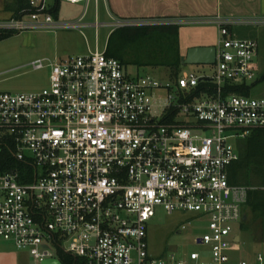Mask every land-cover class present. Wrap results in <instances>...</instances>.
Here are the masks:
<instances>
[{"label": "built area", "instance_id": "1", "mask_svg": "<svg viewBox=\"0 0 264 264\" xmlns=\"http://www.w3.org/2000/svg\"><path fill=\"white\" fill-rule=\"evenodd\" d=\"M27 2L19 17L0 19V29L81 25L54 19L50 0ZM215 22L212 77L185 71L174 86L128 76L120 60L96 48L32 61L33 69L50 66L40 90L0 91V141L30 166L0 174L2 240L36 262L61 250L79 264H264L261 252L236 257L234 227L256 187L228 178L238 141L264 128V98L227 89L256 79L258 43L237 37L232 26L263 25L264 18ZM125 25L135 23L115 24ZM201 80L213 88L195 95ZM173 86L176 94L156 97L155 89ZM157 206L206 218V231L193 238L202 249L151 256L147 222Z\"/></svg>", "mask_w": 264, "mask_h": 264}, {"label": "rangeland", "instance_id": "2", "mask_svg": "<svg viewBox=\"0 0 264 264\" xmlns=\"http://www.w3.org/2000/svg\"><path fill=\"white\" fill-rule=\"evenodd\" d=\"M84 3L75 6L68 5L60 0V7L54 19L71 22L74 16L81 14L82 9L77 8ZM97 17L95 16L94 2L89 4L85 16L77 20L78 28H55V29H30L14 32L10 36L0 40V91L11 93L40 90L49 83L48 76L50 66L33 69L31 62L37 59H45V63L53 62L58 58L69 55H83L96 48L104 50L109 42L110 48L120 52L124 56V71L128 76L151 75L162 83H171L175 86L176 73L174 69L165 65H156L165 60L167 56L165 43L148 36L137 38L129 42L120 40L121 35H109L116 29L100 3ZM98 23L97 29L93 26ZM92 24V25H89ZM213 30L209 26L196 25L194 23L180 24L178 28V45L181 55L192 46L202 43L201 38L211 37ZM218 35L212 39L211 44H218ZM166 52V53H165ZM175 71V72H174ZM193 72L196 75H215L216 66L212 64H181L177 75L182 72ZM249 85L252 83H248ZM173 86V88H174ZM252 87V86H251ZM176 88L155 89V95L160 100L167 97L171 92L176 94ZM249 96H258L252 87ZM264 142V133L262 135ZM264 176V174H263ZM261 177V175H260ZM251 173L249 182L243 179L240 184L256 187L257 191H264V179ZM264 178V177H263ZM248 214V219L234 227V233L240 237L239 243L235 244L236 257L248 259L254 253L264 254V244L256 240L261 223L259 215L252 211L250 203L243 208ZM207 219L195 212L174 211L167 213L161 206L155 208L154 216L147 222L148 252L151 256H159L169 251L183 252L201 250L202 247L193 241V238L206 231ZM182 226H184L182 228ZM1 250H14L26 254V264H39L26 250L15 248L12 242L0 238ZM53 250L56 251L55 247ZM26 259V258H25Z\"/></svg>", "mask_w": 264, "mask_h": 264}, {"label": "crops", "instance_id": "3", "mask_svg": "<svg viewBox=\"0 0 264 264\" xmlns=\"http://www.w3.org/2000/svg\"><path fill=\"white\" fill-rule=\"evenodd\" d=\"M54 2L55 0H50L52 5ZM64 2L72 6L80 3H69L65 0ZM82 2L84 4L77 8L83 11L81 14L74 16L71 19L72 22L77 21L83 15L85 16L92 0H89L88 3ZM93 2L95 16L97 17L98 15V6L101 3L104 12L115 24L133 22L135 25H143L157 22L159 24H177L179 26L185 23L209 26L213 30L211 37L207 39L202 37V43L197 44V46L212 45V39L218 35V27L215 22L217 17L235 19L264 18V0H93ZM11 4L15 5V0H0V19H6L14 15L13 11L8 8ZM59 7L60 0H58L56 14ZM231 30L239 38H254L258 43V50L254 58L256 79L252 83V87L255 88L258 96L253 97L264 98V24L232 26ZM182 54L184 53L181 52ZM252 87L248 95L251 94ZM244 212L246 213V218L242 222L248 219L247 212ZM259 217V223L262 226L259 228L256 240L264 244V218ZM239 240L240 237L236 234L237 243H239ZM254 254L248 259L253 258ZM26 261L28 262L26 254L14 250H1L0 248V264H26Z\"/></svg>", "mask_w": 264, "mask_h": 264}, {"label": "trees", "instance_id": "4", "mask_svg": "<svg viewBox=\"0 0 264 264\" xmlns=\"http://www.w3.org/2000/svg\"><path fill=\"white\" fill-rule=\"evenodd\" d=\"M58 6V0H55L50 11L52 14H56ZM27 0H15V5L9 6L14 13L13 16L19 17L20 11L28 8ZM178 28L177 24H143V25H125L117 27L110 35L109 39L113 34L121 35L120 40L122 43L129 42L141 37H151L156 38L160 42L165 43L167 47V56L165 60L157 62L156 65H165L169 68L171 67L176 71L172 73L176 77L177 71H179L180 66V52L178 43ZM15 31L0 29V40L4 39ZM109 42L107 43L105 53L108 56H113L120 60L124 65V56L119 54L113 48H110ZM165 52V53H166ZM174 71V72H175ZM208 86L211 90L213 88L212 83L209 80H201L198 86L195 88L193 94L198 95L203 91L204 87ZM252 84H242L227 86V89L237 90L238 92L248 95ZM264 133V128L254 129L251 133L244 139L238 141L239 158L233 162L228 168V178L229 182L240 184L239 181L243 179L245 183H248L251 173L255 176L264 179V142L262 135ZM22 167H30L29 164L18 161L14 157L13 145L11 143H5L0 141V174L5 171L15 170ZM258 189L250 190L248 193L247 203H250L252 211L255 215H259L264 218V191H257ZM58 259L62 264H79L74 258L67 253L59 250L57 252Z\"/></svg>", "mask_w": 264, "mask_h": 264}, {"label": "water", "instance_id": "5", "mask_svg": "<svg viewBox=\"0 0 264 264\" xmlns=\"http://www.w3.org/2000/svg\"><path fill=\"white\" fill-rule=\"evenodd\" d=\"M215 46H192L180 55L181 64H212L215 61ZM246 213L242 215L245 220ZM39 264H62L58 258L50 257L42 259Z\"/></svg>", "mask_w": 264, "mask_h": 264}]
</instances>
